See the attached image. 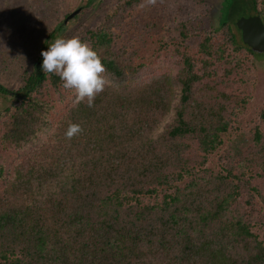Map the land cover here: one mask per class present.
I'll return each instance as SVG.
<instances>
[{"label":"trees","instance_id":"16d2710c","mask_svg":"<svg viewBox=\"0 0 264 264\" xmlns=\"http://www.w3.org/2000/svg\"><path fill=\"white\" fill-rule=\"evenodd\" d=\"M95 2L68 12L42 51ZM136 3L125 0L80 37L111 85L93 107L74 100L11 171L1 155L48 126V89L62 100L73 91L43 73L42 56L18 89L0 82L10 101L0 111V264H264V231L241 211L244 194L245 207L264 209V108L259 125L239 122L264 53L244 45L235 24L255 14L264 24V0H224L218 24L181 22L169 38L156 11L130 18ZM70 121L83 128L71 140ZM223 147L219 171L208 168Z\"/></svg>","mask_w":264,"mask_h":264},{"label":"rangeland","instance_id":"374dc122","mask_svg":"<svg viewBox=\"0 0 264 264\" xmlns=\"http://www.w3.org/2000/svg\"><path fill=\"white\" fill-rule=\"evenodd\" d=\"M85 0H0V82L7 88L16 90L22 85V74L30 72L34 62L41 56L44 41L48 40L49 34L64 21L68 12L76 10ZM125 0H96V2L85 9H81L77 20H65L62 31L58 36L70 38L83 35L86 29L100 27L101 20L106 14H111L114 9L122 5ZM224 0H138L129 12L130 18H144L150 15L149 11H156L162 22V28L169 31L168 38L174 36L173 31L179 23L186 22L190 28L204 26L209 28L210 22L218 24L221 5ZM242 10V9H241ZM128 13V14H129ZM147 13V14H146ZM127 14V16H128ZM144 14V15H143ZM238 12L232 14L237 16ZM224 15V14H223ZM156 18V17H155ZM158 19V18H157ZM226 20V19H224ZM55 38V39H56ZM54 39V40H55ZM53 40V41H54ZM189 52L195 49V40L188 43ZM151 51H145L149 56ZM140 59L144 56L139 55ZM264 56V54H263ZM260 56V57H263ZM148 64L153 59L145 60ZM155 71L166 69V64L153 65ZM149 70L154 74V70ZM253 80L248 85L251 98L246 112L239 120L241 129H249L259 125V115L264 108V57L255 61L253 66ZM66 94L64 100L59 94L48 89L46 99L48 103L47 124L32 144H27L21 150H11L3 153L2 163L9 171L22 162L37 146L51 136L58 120L65 110L73 104L75 99L73 92ZM10 101L0 96V111L9 106ZM224 147L216 155L210 157L207 167L219 171L218 159ZM255 195V194H254ZM247 194L241 197V211H244L245 219L254 225V231L260 236L264 231V209L257 203V211L245 207ZM257 199L255 200V202ZM258 202V201H257ZM251 201V205H252Z\"/></svg>","mask_w":264,"mask_h":264},{"label":"clouds","instance_id":"9594fccd","mask_svg":"<svg viewBox=\"0 0 264 264\" xmlns=\"http://www.w3.org/2000/svg\"><path fill=\"white\" fill-rule=\"evenodd\" d=\"M46 43L47 50L41 52L43 73L58 76L62 87L72 90L77 102L86 101L88 107H93L96 96L112 83L105 76L101 56L87 41L75 35L70 38L58 36ZM82 132L80 124L70 121L65 137L71 140Z\"/></svg>","mask_w":264,"mask_h":264},{"label":"water","instance_id":"95a60500","mask_svg":"<svg viewBox=\"0 0 264 264\" xmlns=\"http://www.w3.org/2000/svg\"><path fill=\"white\" fill-rule=\"evenodd\" d=\"M77 13L74 12L69 17ZM236 28L240 31L241 41L256 54L264 53V24L259 15L239 17Z\"/></svg>","mask_w":264,"mask_h":264}]
</instances>
